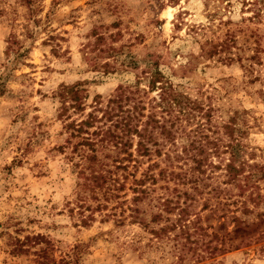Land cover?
Segmentation results:
<instances>
[{"label": "rangeland", "instance_id": "obj_1", "mask_svg": "<svg viewBox=\"0 0 264 264\" xmlns=\"http://www.w3.org/2000/svg\"><path fill=\"white\" fill-rule=\"evenodd\" d=\"M98 35L121 47V59L132 55L139 70L105 75L104 60L95 57ZM12 36L29 49L18 61L16 48L6 51ZM147 54L158 61L160 81L170 80L211 109L213 121L204 128L183 122L193 130L192 139L207 135L225 143L229 139L220 127L237 118L245 131L239 140L258 165L255 171H263L258 183L264 197V0H0V264H175L170 243L154 242L127 204L92 211L97 201L89 200L91 209L79 208L82 177L69 159L93 98L106 100L132 83ZM65 86L73 90L62 98ZM78 93L84 106L73 101ZM65 103L66 116L58 117ZM224 158L209 159L223 165ZM154 161L157 175L166 162L153 156ZM174 164L192 165L186 157ZM147 165L145 160L138 165L126 188ZM213 172L214 178L195 181L201 194L194 182H145L150 191L145 203L175 197V187L189 189L193 211L216 229L224 221L218 216L234 206L224 205L227 193L220 190L231 187L223 184V170ZM126 192L118 201H129L132 194ZM262 201L251 214L234 215L246 222L264 219ZM204 202L219 211H200ZM191 264H264V240Z\"/></svg>", "mask_w": 264, "mask_h": 264}, {"label": "trees", "instance_id": "obj_2", "mask_svg": "<svg viewBox=\"0 0 264 264\" xmlns=\"http://www.w3.org/2000/svg\"><path fill=\"white\" fill-rule=\"evenodd\" d=\"M7 44V52L13 48L18 50L14 61L29 51L14 36L8 39ZM93 45L97 51L95 57L104 60L105 75L116 73L120 68L139 70V62L132 55L121 59V47L115 48L107 43L103 35H98ZM152 58L153 54H147L144 68L135 73L132 83L116 88L106 100L96 95L89 104L91 110L81 120L83 133L75 135L79 140L73 144L72 156L69 157L73 168L82 177V181L77 183V197L82 201L79 208L91 209L86 205L89 200L97 201L92 211L108 209L112 202L115 203L110 210L127 204L125 209L131 217L143 222L154 242L170 243L175 264L202 263L264 240V219L246 222L234 215L237 211L251 214L264 199L258 183L263 171H255L258 165L250 162L252 154L247 153L246 146L239 140L245 131L239 127L237 118L231 117L220 127L229 139L225 143L221 144L219 139H211L207 135L192 139L190 133L193 130L187 131L183 122H195L196 129L204 128L213 121L211 109H204L200 102L191 99L170 80L160 81L158 61ZM72 90V86L62 87L60 96L65 98L72 94ZM83 100L79 93L73 99L84 106ZM62 106L58 117L68 111L66 103ZM220 154L227 155L223 165L210 161V157H219ZM153 156L163 157L166 162V167L159 169L157 175L153 170L159 167V163L152 162ZM183 157L191 161L189 169H183L182 164H174ZM144 160L148 165L142 177L133 179L131 186L126 188L125 181L129 176L133 177ZM130 169H133L132 173ZM215 169L223 170V184L231 187V192L230 189L220 190L227 193H224V205L234 206L218 216L224 221L216 229L212 225H204L201 213L193 211L195 196L189 189L180 191L175 187V197L159 198L156 205L145 203L150 200L145 182L154 184L161 178L178 184L181 181L194 182L193 190L201 194L195 181L203 176L214 178ZM233 189L236 191L232 192ZM126 191L132 194L129 201H118L126 196ZM232 193L235 196L232 197ZM230 198L232 200L228 203ZM143 204L147 208L142 207ZM249 204L253 208H249ZM205 210L219 211L217 205L207 202L200 208L202 212ZM171 215L174 219L170 218ZM105 217L109 218L110 214ZM150 224L157 226L150 227Z\"/></svg>", "mask_w": 264, "mask_h": 264}]
</instances>
